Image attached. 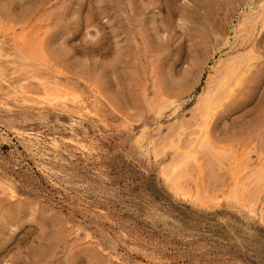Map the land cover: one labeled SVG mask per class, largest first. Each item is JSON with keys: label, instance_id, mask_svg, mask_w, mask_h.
Masks as SVG:
<instances>
[{"label": "rangeland", "instance_id": "1", "mask_svg": "<svg viewBox=\"0 0 264 264\" xmlns=\"http://www.w3.org/2000/svg\"><path fill=\"white\" fill-rule=\"evenodd\" d=\"M0 40V264H264V0H0Z\"/></svg>", "mask_w": 264, "mask_h": 264}, {"label": "bare ground", "instance_id": "2", "mask_svg": "<svg viewBox=\"0 0 264 264\" xmlns=\"http://www.w3.org/2000/svg\"><path fill=\"white\" fill-rule=\"evenodd\" d=\"M1 36H2V34H1ZM2 37H3V36H2ZM3 40H4V38H3ZM0 41H1V40H0ZM240 57H241V56H240ZM21 61H23V60H21ZM236 63H237V62H236ZM236 63H235V64H236ZM30 64H31V63H30ZM231 66H232V65H231ZM238 66H239V65H238ZM27 67H28V66H27ZM28 68H30V67H28ZM233 69H234V68H233ZM233 69H232V70H233ZM235 69H236V67H235ZM237 69H238V68H237ZM237 69H236V71H237ZM23 70H24V69H23ZM227 70H228V69H227ZM234 71H235V70H234ZM234 73H235V72H234ZM241 73H242V71H241ZM30 75H31V74H30ZM35 77H36V76H35ZM231 77H232V76H231ZM234 77H235V76H234ZM239 77H240V76H239ZM32 78L34 79V77H32ZM36 78H37V77H36ZM33 79H32V81H33ZM37 79H38V78H37ZM234 79H236V77H235ZM38 80H39V79H38ZM2 81H3V80H2ZM26 81H27V80H25L24 82H26ZM38 83H39V82H38ZM2 85H3V84H2ZM36 85H37V84H36ZM21 86H22V84H21ZM24 88H26V87L24 86ZM50 88H51V86H50ZM47 89H48V88H47ZM61 89H62V88H61ZM5 90H6V89H5ZM11 90H12V88H11ZM81 90H83V89H81ZM13 91H14V89H13ZM22 91H23V90H22ZM58 91H59V90H58ZM58 91H56V92H58ZM82 93H83V92H82ZM12 94H13V93H12ZM19 94H20V93H19ZM65 94H66V92H65ZM61 95H62V94H61ZM79 95H80V94H79ZM92 95H93V94H92ZM16 96H17V95H16ZM20 96H21V94H20ZM26 96H27V95H26ZM43 96H44V95H43ZM59 96H60V95H59ZM81 96H82V95H81ZM95 96H96V95H95ZM212 96H213V95H212ZM40 97H41V96H40ZM64 97H65V96H64ZM87 97H88V96H87ZM92 97H93V96H92ZM30 98H31V97H30ZM50 98H51V97H50ZM59 98H61V96H60ZM68 98H69V97H68ZM95 98H96V97H95ZM212 98H213V97H212ZM25 99H26V98H25ZM25 99H24V101H25ZM35 99H38V100H39V98H35ZM47 99H48V98H47ZM52 99H54V98H52ZM77 99H78V97H77ZM91 99H92V98H91ZM93 99H94V98H93ZM99 99H100V98H99ZM29 100H30V99H29ZM29 100H28V103H29ZM60 100H61V99H60ZM63 100H64V99H63ZM79 100H80V99H79ZM88 100H89V98H88ZM95 100H96V99H95ZM204 100H205V99H204ZM15 101H16V100H15ZM19 101H20V100H19ZM31 101H32V100H31ZM43 101H44V100H43ZM80 101H81V100H80ZM82 101H83V100H82ZM17 102H18V101H17ZM40 102H41V101H40ZM44 102H45V101H44ZM70 102H71V101H70ZM76 102H78V101H76ZM100 102H101V101H100ZM100 102H99V103H100ZM205 102H206V101H205ZM205 102H204V103H205ZM21 103H22V100H21ZM34 103H35V101H34ZM173 103H174V102H173ZM2 104H3V103H2ZM2 104H1V105H2ZM22 104H23V103H22ZM30 104H31V102H30ZM63 104H64V103H63ZM73 104H74V103H73ZM15 105H16V104H15ZM31 105H33V104H31ZM91 105H92V104H91ZM102 105H103V104H102ZM104 105H105V104H104ZM4 106H5V104H4ZM9 106H10V105H9ZM203 106H204V105H203ZM44 107H45V106H44ZM50 107H51V106H50ZM106 107H107V106H106ZM155 107H156V106H155ZM84 108H86V107H84ZM169 108H170V107H169ZM175 108H176V107H175ZM202 108H203V107H202ZM49 109H50V108H49ZM51 109H53V107H52ZM80 109H81V108H80ZM153 109H154V107H153ZM176 109H177V108H176ZM19 110H20V109H19ZM155 110H156V109H155ZM203 110H204V109H203ZM54 111H55V110H54ZM59 111H60V110H59ZM111 111H112V110H111ZM45 112H46V111H45ZM48 112H49V111H48ZM51 113H52V112H51ZM61 113H62V112H61ZM61 113H60V114H61ZM80 113H81V112H80ZM101 113H102V112H101ZM170 113H171V112H170ZM172 113H174V112H172ZM201 113H202V112H201ZM52 114H53V113H52ZM56 114H57V113H56ZM74 114H76V113H74ZM77 114H79V113H77ZM81 114H82V113H81ZM79 115H80V114H79ZM169 115H170V114H169ZM171 115H172V114H171ZM64 116L66 117V115H64ZM80 116H82V115H80ZM83 116H84V115H83ZM204 116H205V115H204ZM2 117H3V116H2ZM168 117H169V116H168ZM27 118H28V117H27ZM29 118H30V117H29ZM55 118H56V117H55ZM66 118H67V117H66ZM100 118H101V117H100ZM156 118H157V117H156ZM41 119H42V118H41ZM41 119H40V120H41ZM73 119H74V118H73ZM73 119H72V120H73ZM154 119H155V118H154ZM19 120H20V118H19ZM29 120H30V119H29ZM55 120H56V119H55ZM65 120H66V119H65ZM77 120H78V119H77ZM77 120H76V121H77ZM79 120H80V119H79ZM169 120H170V119H169ZM1 121H2V120H1ZM16 121H17V120H16ZM20 121H21V120H20ZM25 121H26V120H25ZM35 121H36V120H35ZM45 121H46V120H45ZM156 121H157V120H156ZM5 122H6V120H5ZM8 122H10V121L8 120ZM21 122H22V121H21ZM21 122H20V123H21ZM43 122H44V121H43ZM51 122H52V121H51ZM64 122H65V121H64ZM117 122H118V121H117ZM153 122H154V121H153ZM0 123H2V122H0ZM24 123H25V122H24ZM37 123H38V122H37ZM37 123H36V124H37ZM54 123H55V122H54ZM57 123H58V122H57ZM59 123H60V122H59ZM77 123H78V122H77ZM80 123H81V122H80ZM156 123H159V122H156ZM21 124H22V123H21ZM49 124H50V123H49ZM78 124H79V123H78ZM173 124H174V123H173ZM6 125H7V124H6ZM57 125H58V124H57ZM76 125H77V124H76ZM115 125H116V124H115ZM143 125H144V124H143ZM147 125H148V124H147ZM150 125H151V124H150ZM150 125H149V127H151ZM157 125H158V124H157ZM174 125H175V124H174ZM113 126H114V125H113ZM113 126H112V127H113ZM176 126H177V124H176ZM120 127H121V125H120ZM154 127H155V126H154ZM157 127H158V126H157ZM4 128H5V127H4ZM16 129H18V128H16ZM148 129H149V128H148ZM13 130H14V129H13ZM38 130H39V129H38ZM56 130H58V129H56ZM56 130H55V131H56ZM207 130H208V128H207ZM10 131H12V130H10ZM14 131H15V130H14ZM72 131H73V130H72ZM117 131H118V130H117ZM117 131H115V132H117ZM129 131H130V130H129ZM139 131H140V130H139ZM26 132H27V131H26ZM37 132H38V131H37ZM107 132H108V131H107ZM11 133H12V132H11ZM24 133H25V132H24ZM146 133H147V132H146ZM198 133H199V132H198ZM81 134H82V133H81ZM141 134H142V133H141ZM179 134H180V133H179ZM17 135H18V134H17ZM30 135H31V134H30ZM120 135H121V134H120ZM19 136H20V135H19ZM142 136H143V135H142ZM22 137H23V136H22ZM74 137L76 138V136H74ZM112 137H113V136H112ZM112 137H111V139H112ZM146 137H148V136H146ZM146 137H145V138H146ZM89 138H90V137H89ZM138 138H139V137H138ZM149 139H151V138H149ZM198 139H199V138H198ZM139 140H140V139H139ZM28 141H29V140H28ZM32 141H33V140H32ZM86 141H87V140H86ZM90 141H91V140H90ZM96 141H98V140H96ZM144 141H145V140H144ZM144 141H142V142H144ZM188 141H190V140L188 139ZM204 141H205V140H204ZM33 142H34V141H33ZM149 142H150V141H149ZM182 142H183V141H182ZM185 142H186V141H185ZM20 143H21V142H20ZM28 143H29V142H28ZM35 143H36V142H35ZM46 143H47V141H46ZM53 143H54V142H53ZM57 143H58V142H57ZM98 143H99V142H97V144H98ZM103 143H104V142H103ZM103 143H102V144H103ZM106 143H107V142H106ZM135 143H137V142H135ZM140 143H141V142H140ZM153 143H154V142H153ZM205 143H207V142H205ZM21 144H22V143H21ZM25 144H26V143H25ZM37 144H38V143H37ZM48 144H49V143H48ZM50 144H51V143H50ZM109 144H110V143H109ZM114 144H115V143H114ZM117 144H118V143H117ZM129 144H130V143H129ZM131 144H132V143H131ZM149 144H150V143H149ZM198 144H199V143H198ZM22 145H23V144H22ZM34 145H35V144H34ZM34 145H33V147H34ZM40 145H42V144H40ZM40 145H39V146H40ZM103 145H104V144H103ZM184 145H185V144H184ZM205 145H206V144H205ZM29 146H31V145H29ZM29 146H28V148H29ZM37 146H38V145H37ZM53 146H55V145H53ZM53 146H51V147H53ZM56 146H57V145H56ZM99 146H100V145H99ZM127 146H128V145H127ZM42 147H43V146H42ZM101 147H102V146H101ZM143 147H144V146H143ZM196 147H197V146H196ZM198 147H199V146H198ZM26 148H27V147H26ZM54 148H55V147H54ZM147 148H148V147H147ZM37 149H38V148H37ZM48 149H49V148H48ZM52 149H53V148H52ZM112 149H113V148H112ZM170 149H171V148H170ZM178 149H179V148H178ZM31 150H32V149H31ZM96 150H97V149H96ZM106 150H107V149H106ZM129 150H131V149H129ZM136 150H137V149H136ZM153 150H154V149H153ZM212 150H213V149H212ZM33 151H34V150H33ZM45 151H46V150H45ZM54 151H55V150H54ZM112 151H113V150H112ZM147 151H148V150H147ZM43 152H44V150H43ZM46 152H47V151H46ZM52 152H53V151H52ZM60 152H61V151H60ZM140 152H141V151H140ZM144 152H145V151H144ZM39 153H41V152H39ZM49 153H50V152H49ZM53 153H54V152H53ZM105 153H107V152H105ZM131 153H132V152H131ZM213 153H214V152H213ZM28 154H29V153H28ZM136 154H137V153H136ZM138 154H139V153H138ZM31 155H32V154H31ZM31 155H30V156H31ZM39 155H40V154H39ZM55 155H56V154H55ZM105 155H106V154H105ZM189 155H190V153H189ZM189 155L186 154V156L183 157V158H187V157H189ZM217 155H218V154H217ZM43 156H44V155H43ZM116 156H117V155H116ZM116 156H115V157H116ZM145 156H146V155H145ZM48 157H49V156H48ZM54 157H55V156H54ZM56 157H57V156H56ZM60 157H62V156H60ZM73 157H74V156H73ZM101 157H102V156H101ZM103 157H104V156H103ZM105 157H107V156H105ZM190 157H192V155H191ZM30 158H31V157H30ZM46 158H47V157H46ZM49 158H50V157H49ZM71 158H72V157H71ZM74 158H75V157H74ZM18 159H19V158H18ZM62 159H63V158H62ZM62 159H61V160H62ZM96 159H97V158H96ZM109 159H110V158H109ZM126 159H127V158H126ZM16 160H17V159H16ZM57 160H58V159H57ZM64 160H65V159H64ZM66 160H67V159H66ZM76 160H77V159H76ZM80 160L82 161V159H80ZM83 160H84V159H83ZM121 160H122V159H121ZM127 160H128V159H127ZM181 160H182V159H181ZM181 160H180V161H181ZM185 160H186V159H185ZM50 161H51V160H50ZM71 161H72V160H71ZM91 161H92V160H91ZM94 161H95V160H94ZM175 161H176V160H175ZM53 162H54V161H53ZM57 162H58V161H57ZM63 162H65V161H63ZM88 162H89V161H88ZM99 162H101V161H99ZM102 162H103V161H102ZM109 162H110V161H109ZM139 162H140V161H139ZM182 162H183V161H182ZM32 163H33V162H32ZM45 163H46V162H45ZM58 163H59V162H58ZM58 163H57V164H58ZM81 163H82V162H81ZM90 163H91V162H90ZM94 163H95V162H94ZM171 163H172V162H171ZM33 164H34V163H33ZM65 164H66V163H65ZM104 164H105V163H104ZM131 164H132V163H131ZM136 164H137V163H136ZM51 165H52V164H51ZM61 165H62V164H61ZM63 165H64V164H63ZM86 165H87V163H86ZM86 165H85V166H86ZM115 165H116V163H115ZM119 165H120V164H119ZM182 165H183V164H182ZM185 165H186V164H185ZM34 166H35V165H34ZM41 166H42V165H41ZM71 166H72V165H71ZM73 166H75V164H74ZM79 166H80V165H79ZM109 166H110V165H109ZM133 166H134V165H133ZM170 166H171V165H170ZM54 167H55V166H54ZM57 167H58V166H57ZM64 167H65V166H64ZM77 167H78V166H77ZM93 167H94V166H93ZM105 167H106V166H105ZM115 167H116V166H115ZM123 167H124V166H123ZM136 167H137V166H136ZM66 168H67V167H66ZM68 168H69V167H68ZM74 168H75V167H74ZM98 168H99V167H98ZM162 168H163V167H162ZM178 168H179V167H178ZM178 168H177V169H178ZM44 169H45V168H44ZM47 169H48V168H47ZM58 169H60V168H58ZM85 169H86V168H85ZM85 169H84V170H85ZM107 169H108V168H107ZM119 169H120V168H119ZM136 169H138V168H136ZM145 169H146V168H145ZM38 170H39V169H38ZM62 170H63V169H62ZM73 170H74V169H73ZM100 170H101V169H100ZM113 170H114V169H113ZM139 170H140V168H139ZM165 170H166V169H165ZM170 170H171V169H170ZM0 171H1V170H0ZM87 171H88V170H87ZM104 171H105V170H104ZM115 171H116V170H115ZM162 171H164V170H162ZM44 172H45V171H44ZM71 172H72V171H71ZM77 172H78V170H77ZM96 172H97V171H96ZM172 172H173V171H172ZM119 173H120V172H119ZM119 173H118L117 175H120V174H121V173H120V174H119ZM178 173H179V172H178ZM258 173H259V172H258ZM64 174H65V173H64ZM66 174H67V173H66ZM110 174H111V173H110ZM144 174H145V173H144ZM58 175H59V174H58ZM74 175H75V174H74ZM82 175H83V174H82ZM122 175H123V174H122ZM122 175H121V177H122ZM146 175H147V174H146ZM61 176H62V175H61ZM61 176H60V177H61ZM88 176H89V175H88ZM23 177H24V176H23ZM49 177H50V176H49ZM51 177H52V176H51ZM56 177H57V176H56ZM60 177H59V178H60ZM79 177H80V175H79ZM151 177H152V176H151ZM164 177H165V176H164ZM172 177H173V176H172ZM6 178H7V177H6ZM54 178H55V177H54ZM57 178H58V177H57ZM59 178H58V179H59ZM66 178H67V177H66ZM85 178H86V177H85ZM95 178H96V177H95ZM124 178H125V177H124ZM0 179H2V178H0ZM58 179H57V180H58ZM72 179H73V178H72ZM165 179H166V178H165ZM172 179H173V178H172ZM177 179H178V178H177ZM177 179H176V181H177ZM6 180H7V179H6ZM27 180H28V179H27ZM47 180H48V179H47ZM66 180H68V179H66ZM79 180H80V179H79ZM96 180H97V179H96ZM116 180H117V179H116ZM127 180H128V179H127ZM162 180H163V179H162ZM9 181H10V180H9ZM70 181H71V180H70ZM98 181H100V180H98ZM112 181H113V180H112ZM117 181H118V180H117ZM122 181H123V180H122ZM164 181H165V180H164ZM46 182H47V181H46ZM49 182H50V181H49ZM59 182H60V181H59ZM101 182H102V180H101ZM123 182H124V181H123ZM5 183H6V182H5ZM85 183H87V182H85ZM96 183H97V182H96ZM1 184H2V183H0V185H1ZM13 184H14V183H13ZM50 184H51V183H50ZM97 184H99V183H97ZM110 184H111V183H110ZM119 184H120V183H119ZM126 184H127V182H126ZM142 184H144V183H142ZM14 185H15V184H14ZM57 185H58V184H57ZM60 185H61V184H60ZM93 185H94V184H93ZM105 185H106V184H105ZM114 185H115V184H114ZM132 185H133V184H132ZM154 185H155V184H154ZM158 185H159V184H158ZM162 185H164V184H162ZM3 186H4V185H3ZM7 186H8V185H7ZM19 186H20V185H19ZM62 186H63V185H62ZM66 186H67V185H66ZM12 187H13V186H12ZM58 187H59V186H58ZM76 187H77V186H76ZM83 187H84V186H83ZM87 187H88V186H87ZM94 187H95V186H94ZM161 187H162V186H161ZM62 188H63V187H62ZM92 188H93V186H92ZM127 188H128V187H127ZM171 188H172V187H171ZM173 188H174V187H173ZM5 189H6V188H5ZM8 189H9V188H8ZM12 189H13V188H12ZM36 189H37V188H36ZM60 189H61V188H60ZM132 189H133V188H132ZM167 189H168V188H167ZM167 189H166V190H167ZM65 190H66V189H65ZM82 190H83V189H82ZM93 190H94V189H93ZM114 190H115V189H114ZM114 190H113V191H114ZM121 190H122V189H121ZM125 190H126V189H125ZM145 190H146V189H145ZM161 190H162V188H161ZM173 190H175V188H174ZM99 191H100V189H99ZM169 191H170V189H169ZM177 191H178V190H177ZM179 191H180V189H179ZM68 192H69V189H68ZM70 192H71V191H70ZM76 192H77V191H76ZM92 192L94 193V191H92ZM116 192H118V190H117ZM119 192H120V191H119ZM133 192H134V191H133ZM145 192H146V191H145ZM175 192H176V191H175ZM11 193H12V192H11ZM74 193H75V192H74ZM80 193H81V191H80ZM122 193H123V192H122ZM139 193H140V192H139ZM147 193H148V192H147ZM166 193H167V192H166ZM86 194H87V193H86ZM112 194H113V193H112ZM159 194H160V193H159ZM164 194H165V193H164ZM14 195H15V194H14ZM24 195H25V194H24ZM94 195H95V194H94ZM113 195H114V194H113ZM113 195H112V196H113ZM102 196H103V195H102ZM157 196H158V195H157ZM25 197H26V196H25ZM29 197H30V196H29ZM63 197H64V196H63ZM159 197H160V196H159ZM33 198H34V197H33ZM78 198H79V197H78ZM82 198H83V197H82ZM82 198H81V199H82ZM128 198H130V197H128ZM146 198H147V197H146ZM162 198H163V197H162ZM169 198H170V197H169ZM192 198H193V196H192ZM37 199H38V198H37ZM61 199H62V198H61ZM88 199H89V198H88ZM91 199H92V198H91ZM107 199H108V198H107ZM134 199H135V198H134ZM149 199H150V198H149ZM159 199H160V198H159ZM170 199H171V198H170ZM40 200H41V199H40ZM47 200H48V199H47ZM122 200H123V199H122ZM127 200H128V199H127ZM130 200H131V199H130ZM192 200H193V199H192ZM112 201H113V200H112ZM114 201H115V200H114ZM116 201H118V200H116ZM120 201H121V200H120ZM125 201H126V200H125ZM143 201H144V200H143ZM149 201H150V200H149ZM151 201H152V200H151ZM158 201H159V200H158ZM162 201H163V200H162ZM186 201H187V200H186ZM68 202H70V201H68ZM104 202H105V201H104ZM118 202H119V201H118ZM187 202H188V201H187ZM189 202H190V201H189ZM189 202H188V203H189ZM193 203H194V202H193ZM70 204H71V203H70ZM68 205H69V204H68ZM79 205H80V204H79ZM191 205H192V204H191ZM74 206H75V205H74ZM74 206H73V207H74ZM158 206H161V205H158ZM230 206H231V205H230ZM78 207H79V206H78ZM92 207H93V206H92ZM137 207H138V206H137ZM161 207H162V206H161ZM95 208H97V207H95ZM112 208H113V207H112ZM190 209H191V208H190ZM67 210H68V208H67ZM75 210H76V209H75ZM113 210H114V208H113ZM118 210H119V209H118ZM68 211H69V210H68ZM68 211H67V212H68ZM84 211H85V210H84ZM119 211H120V210H119ZM138 211H139V210H138ZM161 211H163V210H161ZM69 212H70V211H69ZM90 212H91V211H90ZM122 212H123V211H122ZM92 213H93V212H92ZM95 213H96V210H95ZM102 213H103V212H102ZM109 213H110V212H109ZM68 214H69V213H68ZM70 214H71V213H70ZM74 214H75V213H74ZM90 214H91V213H90ZM140 214H141V213H140ZM91 215H92V214H91ZM100 215H101V214H100ZM111 215H113V214L111 213ZM69 216H70V215H69ZM109 216H110V215H109ZM231 216H232V215H231ZM94 217H95V216H94ZM94 217H93V218H94ZM101 217H102V216H101ZM111 217H112V216H111ZM69 218H70V217H69ZM76 218L79 219V217H76ZM104 218H108V217H104ZM104 218H103V219H104ZM112 218H113V217H112ZM241 218H242V217H241ZM82 220H83V219H82ZM85 220H86V219H85ZM110 220H111V219H110ZM244 220H245V219H244ZM244 220H243V221H244ZM199 221H200V220H198V223H199ZM245 221H246V220H245ZM77 222H78V221H77ZM77 222H76V223H77ZM114 222H115V220H114ZM142 222H143V221H142ZM201 222H202V221H201ZM210 222H211V220H210ZM70 223H71V222H70ZM76 223H75V224H76ZM82 223H83V222H82ZM88 223H89V222H88ZM94 223H95V222H94ZM106 223H107V222H106ZM109 223H110V222H109ZM111 223H112V222H111ZM78 224H79V223H78ZM92 224H93V223H92ZM101 224H102V222H101ZM196 224H197V223H196ZM80 225H83V224H80ZM84 225H85V224H84ZM96 225H97V224H96ZM103 225H104V224H103ZM105 225H106V224H105ZM112 225H113V224H112ZM114 225H115V224H114ZM119 225H120V224H119ZM219 225H220V224H219ZM221 225H222V224H221ZM146 226H147V225H146ZM158 226H159V225H158ZM211 226H212V225H211ZM216 226H217V225H216ZM227 226H228V225H226V227H227ZM238 226H240L239 228H241V225H238ZM77 227H78V226H77ZM77 227H76V229H77ZM80 227H81V226H80ZM93 227H94V226H92V228H93ZM118 227H119V226H118ZM224 227H225V225H224ZM242 227H244V226H242ZM248 227H249V226H248ZM90 228H91V227H90ZM94 228H95V227H94ZM96 228H97V227H96ZM128 228H129V227H128ZM195 228H197V227H195ZM217 228H218V227H217ZM217 228H216V229H217ZM239 228H238V229H239ZM254 228H255V227H254ZM98 229H100V228H98ZM98 229H97V230H98ZM107 229H108V228H107ZM110 229H111V228H110ZM159 229H160V228H159ZM198 229H201V228H198ZM222 229H223V228H222ZM224 229H225V228H224ZM236 229H237V228H236ZM241 229H242V228H241ZM244 229H245V228H244ZM250 229H251V228H249V230H250ZM90 230H91V229H90ZM94 230H95V229H94ZM97 230H96V231H97ZM122 230H123V229H122ZM138 230H139V229H138ZM194 230H195V229H194ZM194 230H193V231H194ZM202 230H203V229H202ZM227 230H229V229H227ZM99 231H100V230H99ZM103 231H104V230H103ZM112 231H113V230H112ZM114 231H116V230H114ZM153 231H154V230H153ZM155 231H156V230H155ZM251 231H252V230H251ZM251 231H250V232H251ZM101 232H102V231H101ZM120 232H121V231H120ZM196 232H199V231L196 230ZM196 232H195V233H196ZM200 232H201V231H200ZM202 232H203V231H202ZM219 232H220V231H219ZM219 232H218V233H219ZM227 232H228V231H227ZM252 232H253V231H252ZM252 232H251L250 234H252ZM91 233H92V232H91ZM99 233H100V232H99ZM102 233L104 234V232H102ZM116 233H117V232H116ZM131 233H132V232H131ZM207 233H208V232H207ZM218 233H217V234H218ZM222 233H223V232H222ZM205 234H206V233H205ZM208 234H210V233H208ZM208 234H207L206 237H208ZM237 234H238V233H237ZM96 235H97V234H96ZM163 235H164V232H163ZM198 235H200V234H198ZM230 235H231V234H230ZM253 235H254V234H253ZM253 235H252V236H253ZM91 236H92V235H91ZM105 236H107V235H105ZM196 236H197V235H195V237H196ZM213 236H214V235H213ZM213 236H211V237H213ZM216 236H217V235H216ZM216 236H215V237H216ZM119 237H120V236H119ZM215 237H214V238H215ZM218 237H219V239H220L221 236H218ZM218 237H217V238H218ZM258 237H259V236H258ZM89 238H90V237H89ZM139 238H140V237H139ZM196 238H197V237H196ZM200 238H201V237H200ZM244 238H245V237H244ZM105 239H106V238H105ZM120 239H121V238H120ZM125 239H126V238H125ZM141 239H142V238H141ZM161 239H163V238H161ZM212 239H213V238H212ZM237 239H239V238H237ZM111 240H112V239H111ZM113 240H114V239H113ZM127 240H128V239H127ZM217 240H218V239H217ZM240 240H241V239H240ZM242 240H243V239H242ZM97 241H98V240H97ZM117 241H118V240H117ZM157 241H158V240H157ZM207 241H208V240H207ZM211 241H212V240H211ZM226 241H227V240H226ZM233 241H234V238H233ZM98 242H99V241H98ZM140 242H141V241H140ZM154 242H156V240H155ZM197 242H198V241H197ZM204 242H205V241H204ZM204 242H203V243H204ZM208 242H209V241H208ZM217 242H218V241H217ZM219 242H220V241H219ZM223 242H224V241H223ZM227 242H228V241H227ZM102 243H103V242H102ZM104 243H105V242H104ZM201 243H202V242H201ZM203 243H202V244H203ZM212 243H213V242H212ZM138 244H139V243H138ZM199 244H200V243H199ZM229 244H230V243H229ZM240 244H242V242H240ZM243 244H244V243H243ZM97 245H98V244H97ZM116 245H117V244H116ZM118 245H119V244H118ZM118 245H117V246H118ZM135 245H136V244H135ZM204 245H205V244H204ZM232 245H233V244H232ZM235 245H236V244H235ZM117 246H116V247H117ZM228 246H229V245H228ZM242 246H243V245H242ZM102 247H103V246H102ZM104 247H105V246H104ZM107 247H108V246H107ZM110 247H112V246H110ZM132 247H133V246H132ZM165 247H166V246H165ZM165 247H164V249H165ZM215 247H216V246H215ZM223 247H224V246H222V248H223ZM202 248H204V246H203ZM216 248H217V247H216ZM226 248H227V247H226ZM241 248H242V247H241ZM244 248H245V247H244ZM109 249H110V248H109ZM112 249H113V248H112ZM123 249H124V248H123ZM144 249H145V248H144ZM199 249H200V248H199ZM209 249H210V248H209ZM102 250H103V249H102ZM106 250H107V249H106ZM117 250H118V249H117ZM121 250H122V249H121ZM133 250H134V249H133ZM203 250H204V249H203ZM219 250H220V249H219ZM222 250H223V249H222ZM160 251H161V250H160ZM199 251H200V250H199ZM201 251H202V250H201ZM223 251H224V250H223ZM102 252H103V251H102ZM137 252H138V251H137ZM150 252H151V251H150ZM111 253H112V252H111ZM140 253H141V252H140ZM140 253H139V254H140ZM152 253H153V252H152ZM215 253H217V252H215ZM219 253H220V252H219ZM148 254H149V253H148ZM220 254H221V253H220ZM239 254H240V253H239ZM246 254H247V253H246ZM246 254H245V255H246ZM155 255H156V254H155ZM155 255H154V256H155ZM158 255H159V254H158ZM203 255L205 256V254H203ZM208 255H209V254H208ZM211 255H212V254H211ZM211 255H210V256H211ZM213 255H214V254H213ZM213 255H212V256H213ZM216 255L218 256V254H216ZM221 255H223V254H221ZM233 255H234V254H233ZM194 256H195V255H194ZM196 256H197V254H196ZM214 256H215V255H214ZM231 256H232V255H231ZM126 257H127V256H126ZM126 257H125V258H126ZM192 257H193V256H192ZM223 257H224V256H223ZM234 257H235V256H234ZM247 257H248V255H247ZM118 258H119V257H118ZM122 258H123V257H122ZM133 258H135V257H133ZM162 258H163V257H162ZM193 258H194V257H193ZM216 258H217V257H216ZM220 258H221V257H220ZM224 258H225V257H224ZM157 259H158V258H157ZM163 259H165V258H163ZM167 259H168V258H167ZM171 259H172V258H171ZM114 260H115V258H114ZM204 260H205V258H204ZM227 260H228V259H227ZM231 260H232V259H231ZM238 260H239V258H238ZM241 260H242V259H241ZM144 261H145V260H144ZM153 261H154V260H153ZM153 261H152V262H153ZM157 261H158V260H157ZM167 261H168V260H167ZM171 261H172V260H171ZM198 261H200V260H198ZM208 261H209V260H208ZM208 261H207V263H208ZM228 261H229V260H228ZM233 261H236V260H233ZM242 261H243V260H242ZM249 261H250V260H249ZM164 262H165V261H164ZM194 262H195V261H194ZM200 262H201V261H200ZM214 262H215V261H214ZM222 262H223V261H222ZM118 263H119V262H118ZM123 263H124V262H123ZM130 263H131V262H130ZM167 263H168V262H167ZM176 263H177V262H176ZM195 263H196V262H195ZM163 264H165V263H163ZM222 264H223V263H222ZM227 264H228V263H227ZM238 264H239V263H238ZM246 264H247V263H246Z\"/></svg>", "mask_w": 264, "mask_h": 264}]
</instances>
